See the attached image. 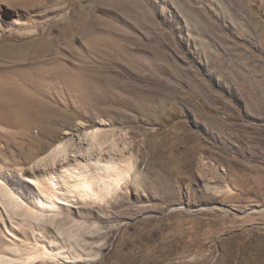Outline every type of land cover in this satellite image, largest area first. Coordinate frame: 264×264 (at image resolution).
<instances>
[{
  "label": "rangeland",
  "instance_id": "obj_1",
  "mask_svg": "<svg viewBox=\"0 0 264 264\" xmlns=\"http://www.w3.org/2000/svg\"><path fill=\"white\" fill-rule=\"evenodd\" d=\"M0 71L31 99L0 186L46 214L0 236L78 260L20 264H264V0H0ZM108 163L128 176L83 200ZM37 189L72 199L53 224Z\"/></svg>",
  "mask_w": 264,
  "mask_h": 264
},
{
  "label": "bare ground",
  "instance_id": "obj_2",
  "mask_svg": "<svg viewBox=\"0 0 264 264\" xmlns=\"http://www.w3.org/2000/svg\"><path fill=\"white\" fill-rule=\"evenodd\" d=\"M24 58H25V56H24ZM0 73L2 75V76H0V122L10 123L12 120L11 119L12 114H14V115L16 114L17 116L24 115L25 109H28L27 101H30L31 99H30L26 89H24L23 87H19V86L15 87L14 85L11 84V80L9 77L10 73H8L6 71H0ZM0 135H1V133H0ZM6 135H7V133H6ZM61 146L62 145H60L58 147V149ZM56 152H58V151H56ZM105 165H106L105 171L107 173L105 172L104 175L107 174V177H105V176L101 177V179L105 182V187L100 188L99 191H97V190L95 191V188L90 181L83 179L82 176L79 178L80 180L77 182V184L81 185L80 189H79L80 190L79 196H81L83 200L86 201L88 197H91V198L92 197H98L100 199L102 197H106V193L108 195L109 193L115 191L116 188H118L120 186L123 178L125 179L126 176L124 174L128 173V172L125 173L126 172V171H124L125 167H122V166L120 167L119 165H117V164L115 165L114 163H112V165H111V163H108ZM66 170H68L71 173L72 168L67 167ZM129 173H130V171H129ZM123 176H125V177H123ZM127 176H128V174H127ZM9 177H11V176H9ZM107 178L109 180H107ZM108 181H110V182H108ZM23 189L24 188L22 186L18 185L17 183L13 184V187L11 186L10 188H8V185H7V187H6V185L0 186V207L3 208L0 210V220L2 219V217H4L6 215L5 212L7 213L9 218L11 217L13 219V218H15L14 217L15 215L20 214L19 213L20 210L21 211L25 210V213H27V214L25 215L24 212H21V213H23V215H25L27 217H29L30 215H31V217L33 216V219L35 220L33 222L38 221L40 224L41 221L43 219H45L46 214H44V212L38 213V212H36V210H32V209L26 210L24 203L22 202L23 200L21 199V196L24 193ZM36 194H37V196L36 197L34 196L35 197L34 200H36V202H35L36 208L40 211H44V210L47 211L48 210L49 212H51V211L54 212V214H53V212L51 213L52 215L50 217L52 224L54 223L56 216L58 215V210L62 209V207H61L62 205L60 206V204L70 205L71 201H72V199L62 197L59 194L58 195L56 194V198H54L55 196L45 194L44 190L41 191V189H37ZM28 213H30L29 216H28ZM58 218H59V215H58ZM23 219H24V217H23ZM5 227H6V230H9L10 232H12L13 229H16L15 226H13V225L10 226V225H8V223H7V226L5 225ZM11 227H12V230L10 229ZM35 227H36V225H35ZM84 230H85V228H84ZM36 232L37 231L35 230V233H33V235L35 234L34 235L35 236V242H32V241L29 242L28 241L29 242L28 244H26L27 242L25 243V240L23 238H22L23 239L22 242L14 240L15 242L8 243V242H6L7 241L6 239H5L6 241L3 239L5 236L4 237L0 236V264H20V261H22L24 259V256H23V254H25L24 252L31 253L27 259L29 261L31 260L33 262H39V261L45 260V259H48L49 261H52V262L53 261H59L60 262V259H62L65 262H70V263L78 261L77 259H76L77 261H75L73 259H68L67 258L68 256L65 255L66 256L65 257L64 254L62 253V251H61L62 254H60V251L58 252L57 250L55 252L54 251L55 248L56 249L59 248V250H60L63 247V246L61 247L60 245H59L60 246L59 247L58 242L57 243L54 242L55 238H54V240L48 242L45 239L46 238L45 236H44L45 238H43L42 235H38V233H36ZM72 233H75V236H76V232H73V229L71 230V232H69V234H72ZM27 234L29 236L31 235V233H27ZM75 236H73V237H75ZM26 237L27 236H25V238ZM56 239H58V238H56ZM27 240H28V238H27ZM40 244L45 245L46 247L48 245V248H49V246L50 247L52 246L53 248L49 251L45 247L44 254H42V252L40 253V251H39L40 250L39 249ZM32 249H36L39 252H37L36 254H32V251H31Z\"/></svg>",
  "mask_w": 264,
  "mask_h": 264
}]
</instances>
